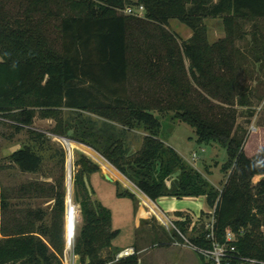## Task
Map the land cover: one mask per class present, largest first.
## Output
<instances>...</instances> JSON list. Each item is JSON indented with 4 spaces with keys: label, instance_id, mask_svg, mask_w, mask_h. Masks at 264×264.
I'll return each instance as SVG.
<instances>
[{
    "label": "trees",
    "instance_id": "1",
    "mask_svg": "<svg viewBox=\"0 0 264 264\" xmlns=\"http://www.w3.org/2000/svg\"><path fill=\"white\" fill-rule=\"evenodd\" d=\"M137 4L145 17L121 12ZM217 17L226 35L210 43L204 21ZM50 19L53 38L41 26ZM172 19L193 31L181 44L168 29ZM263 22L264 0H0V114L28 126L36 116L55 120L51 132L97 151L152 201L205 196L217 240L224 242L230 228L240 256L264 261V177L252 185L264 175V149L247 156V130L237 121L239 107L253 116L255 101L264 99ZM160 117L192 127L199 144L226 150L221 169L228 178L221 189L166 143ZM138 129L146 135L131 153L127 133ZM26 130L35 141L47 137ZM54 154L61 167L57 184L22 188L24 195L40 191L52 198L48 224L41 209L29 208L23 218L9 215L10 201L0 195V264H63L67 152L60 146ZM9 159L22 172L38 173L43 164L28 145ZM73 165L82 226L72 249L80 264H140L137 250L115 261L123 250L114 245L120 230L113 228L111 210L93 198L91 176L100 173L99 165L84 154ZM115 184L117 196L137 201ZM189 221H175L181 234ZM206 235L191 238L192 244L210 247Z\"/></svg>",
    "mask_w": 264,
    "mask_h": 264
},
{
    "label": "rangeland",
    "instance_id": "2",
    "mask_svg": "<svg viewBox=\"0 0 264 264\" xmlns=\"http://www.w3.org/2000/svg\"><path fill=\"white\" fill-rule=\"evenodd\" d=\"M49 9L56 12L58 11V6L50 5ZM53 22H55L54 19H50L47 24L41 25L43 29H46L47 35L50 38H53L51 31ZM204 22L207 25V35L210 43L226 35L222 17L208 18ZM261 25L264 27V22ZM168 29L180 44L189 39L193 34L192 29L178 19H172ZM250 29L251 23L244 25V30L247 33H249ZM249 37L248 35L246 39H249ZM237 45L238 47H243L244 41H238ZM185 63L188 67L189 62L185 61ZM63 111L65 116L71 115L68 110L65 109ZM248 111L246 107H239L237 121L247 130L244 151L247 156L253 157L264 149V99L261 102L255 101L253 116H250ZM79 113L103 121V118L93 111H82ZM160 120L162 122V133L167 138L168 144L176 149L190 165L202 171L213 185L221 189L222 183H225L228 178V175H225L221 169L222 164L228 159L226 150L217 144H199L193 128L187 124L175 120L172 121L170 117H160ZM32 126L44 131H53L56 126V121L36 116ZM118 126L121 128V125ZM145 135L146 133L139 129L128 131L126 143L131 153L139 150ZM69 140L74 144L70 150L61 138L55 140L44 137L42 140L35 141L26 129L17 130L6 122L0 124V195L3 196L5 194L10 201L11 212H9V215L23 218L27 209H41L46 213L44 223H49L50 210L54 204L52 198L40 191L38 193L30 192L24 195L25 193L22 188L30 183H37L47 190L50 185L57 184V180L61 174V167L58 162L59 157L57 154H54V150L63 146L67 152L65 167L66 209L63 216L65 245L62 259H64V263L66 262L65 257L70 260L74 259L72 246L82 226V216L79 206L74 200L72 184L71 193L73 203L76 207L77 222L75 236L72 244L68 246L66 213L69 162L71 164L70 170L72 178L73 172L78 169V167L73 165L74 161L80 154H84L100 167V173H95L91 176V185L95 191L93 198L100 200L112 212L113 228L120 230L119 236L114 241L115 247L122 249L126 246H135V250H137L140 257V264H209L206 260H201L199 252L191 245V238L206 235L213 219L212 212L201 215V209H195V216H201L194 220V225L190 219L186 226V233L184 234H181L177 227L174 228L173 225L166 228L159 222V216L157 218L154 214L152 216L150 215V208L142 203L140 200V197H142L141 193L130 180L94 149L71 139ZM26 145L33 147L43 157L42 168L38 173L22 172L9 159V156L15 150ZM106 170H108L113 182L105 178L104 173H106ZM263 177L264 175L254 177L252 179V185L255 186ZM114 181L120 184V189H127L133 192L137 197V201L128 197L123 198L117 196V186ZM197 198L190 197L189 199H193L192 201H194ZM188 207L191 208V205H188ZM143 210L146 211L147 218H141L139 216ZM159 219L166 223L162 216ZM173 222L175 225V220ZM261 231H264V227ZM140 250L142 251L140 252ZM109 253V251H105L102 255L105 257ZM76 264H80L78 259H76ZM236 264L255 263L240 261Z\"/></svg>",
    "mask_w": 264,
    "mask_h": 264
},
{
    "label": "built area",
    "instance_id": "3",
    "mask_svg": "<svg viewBox=\"0 0 264 264\" xmlns=\"http://www.w3.org/2000/svg\"><path fill=\"white\" fill-rule=\"evenodd\" d=\"M122 13L127 14V15H134L137 17H145V8L142 4H137V5H133V6H127L125 9L121 10ZM0 121L3 123H9V124H17L22 126L25 129H34L37 130L39 132L44 133L47 137H50L52 139H65L66 137H62L59 136L51 131H44L41 129H37L34 128L33 126H28V125H23L20 123H17L16 121H13L7 117H4L0 114ZM70 152V151H69ZM136 187V186H135ZM137 188V187H136ZM138 189V188H137ZM139 190V189H138ZM139 192L142 195H145L143 192H141L139 190ZM214 212V210H213ZM212 212V214H213ZM160 215L164 218L165 222L161 221L158 218L159 222L165 226L166 228H169L170 225H173L174 228H176V226L174 225V222L169 219L164 213H160ZM210 232L207 234V239L210 241L211 246L210 247H198L194 244H191L193 246V248L199 252V254L210 264H231V260L233 259H237L239 261L242 262H251V263H255V264H264V261L262 260H258V259H251V258H246V257H242L237 253V248L235 245V242L237 241V235L230 229L227 228L225 230V240L224 242H219L215 236L214 233V217L211 221V224L209 225V229ZM135 253V249L128 247L123 249L122 251H120L116 257H115V261H118L119 259L132 255ZM74 255V259L70 260L67 257H65V263H64V259H62V263L63 264H76V259L79 260V257L77 255Z\"/></svg>",
    "mask_w": 264,
    "mask_h": 264
},
{
    "label": "crops",
    "instance_id": "4",
    "mask_svg": "<svg viewBox=\"0 0 264 264\" xmlns=\"http://www.w3.org/2000/svg\"><path fill=\"white\" fill-rule=\"evenodd\" d=\"M168 144V142H166ZM169 145V144H168ZM179 153V152H178ZM113 182V181H111ZM115 182V181H114ZM142 195V194H141ZM190 197H184V198H177L173 196H162L158 198L156 201H152L149 199L146 195H142L140 197V200L142 201L145 206H148L150 208V215L153 214L156 216L158 215L159 218H161L160 213H164L169 219L172 221H184L186 219L192 220L193 225L195 224V221L198 217H200L203 214H210L213 212V208H211L208 203L205 196H199L197 199H189ZM152 204H151V203ZM188 205H191V208L188 207ZM201 209V215L195 216L194 210ZM178 212H181V215L177 214ZM139 216L141 218H147L146 211H141ZM157 217V216H156ZM134 248L135 246H126L125 248ZM122 248V249H125ZM142 250H140L141 252Z\"/></svg>",
    "mask_w": 264,
    "mask_h": 264
},
{
    "label": "bare ground",
    "instance_id": "5",
    "mask_svg": "<svg viewBox=\"0 0 264 264\" xmlns=\"http://www.w3.org/2000/svg\"><path fill=\"white\" fill-rule=\"evenodd\" d=\"M63 140L68 146V149L70 150V148H72L74 144H72V142L67 138ZM105 172L107 175H109L108 170H106ZM111 174L113 175V173ZM67 194L68 195H67V213H66V232H67L66 236H67V244H69V242L72 244L76 232L77 215H76V207L72 200V193L70 194V192H68Z\"/></svg>",
    "mask_w": 264,
    "mask_h": 264
},
{
    "label": "water",
    "instance_id": "6",
    "mask_svg": "<svg viewBox=\"0 0 264 264\" xmlns=\"http://www.w3.org/2000/svg\"><path fill=\"white\" fill-rule=\"evenodd\" d=\"M70 166H71V164H70V162H69V182H68V192H70V194H71V187H72V178H71V170H70ZM104 176H105V178L107 179V180H110V181H112V178L109 176V175H107L106 173H104ZM71 245V243L69 242V244H68V246H70Z\"/></svg>",
    "mask_w": 264,
    "mask_h": 264
}]
</instances>
